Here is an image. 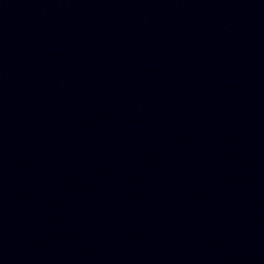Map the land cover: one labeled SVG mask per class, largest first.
Listing matches in <instances>:
<instances>
[{
  "label": "water",
  "instance_id": "obj_1",
  "mask_svg": "<svg viewBox=\"0 0 264 264\" xmlns=\"http://www.w3.org/2000/svg\"><path fill=\"white\" fill-rule=\"evenodd\" d=\"M0 264H264V0H0Z\"/></svg>",
  "mask_w": 264,
  "mask_h": 264
}]
</instances>
